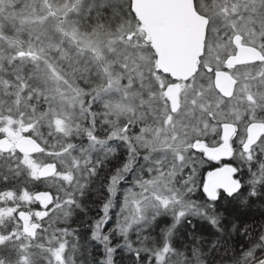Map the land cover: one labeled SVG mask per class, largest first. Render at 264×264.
I'll list each match as a JSON object with an SVG mask.
<instances>
[{
	"label": "snow or ice",
	"instance_id": "snow-or-ice-1",
	"mask_svg": "<svg viewBox=\"0 0 264 264\" xmlns=\"http://www.w3.org/2000/svg\"><path fill=\"white\" fill-rule=\"evenodd\" d=\"M0 264H264V0H0Z\"/></svg>",
	"mask_w": 264,
	"mask_h": 264
}]
</instances>
